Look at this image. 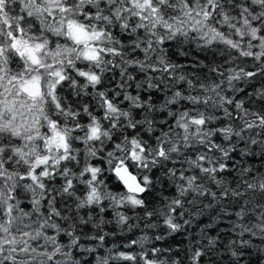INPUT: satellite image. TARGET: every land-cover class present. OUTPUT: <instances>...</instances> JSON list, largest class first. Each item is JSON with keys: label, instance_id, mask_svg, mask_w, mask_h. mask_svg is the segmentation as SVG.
<instances>
[{"label": "snow or ice", "instance_id": "obj_1", "mask_svg": "<svg viewBox=\"0 0 264 264\" xmlns=\"http://www.w3.org/2000/svg\"><path fill=\"white\" fill-rule=\"evenodd\" d=\"M0 264H264V0H0Z\"/></svg>", "mask_w": 264, "mask_h": 264}, {"label": "trees", "instance_id": "obj_2", "mask_svg": "<svg viewBox=\"0 0 264 264\" xmlns=\"http://www.w3.org/2000/svg\"><path fill=\"white\" fill-rule=\"evenodd\" d=\"M196 231L198 228L193 226ZM189 232L191 233L192 230L190 229ZM187 235L185 234H175L174 236H169L165 241L160 242L163 246L171 245L173 250L175 251L177 248L184 249L186 246Z\"/></svg>", "mask_w": 264, "mask_h": 264}]
</instances>
